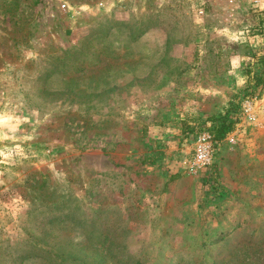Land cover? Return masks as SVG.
Instances as JSON below:
<instances>
[{
	"label": "rangeland",
	"instance_id": "1",
	"mask_svg": "<svg viewBox=\"0 0 264 264\" xmlns=\"http://www.w3.org/2000/svg\"><path fill=\"white\" fill-rule=\"evenodd\" d=\"M263 57L245 1L0 0V264H264V118L185 169Z\"/></svg>",
	"mask_w": 264,
	"mask_h": 264
},
{
	"label": "built area",
	"instance_id": "2",
	"mask_svg": "<svg viewBox=\"0 0 264 264\" xmlns=\"http://www.w3.org/2000/svg\"><path fill=\"white\" fill-rule=\"evenodd\" d=\"M240 1H245L252 10L264 14V0H229L232 4ZM60 7L66 9L64 4ZM238 113L244 121L254 125L258 123L261 118H264V94L252 93L242 97L239 101ZM237 132V128L233 127L225 139L228 142L233 141ZM217 142L218 140L214 139L208 130H197L193 134L189 156L185 160L186 171L192 174L204 172L213 160Z\"/></svg>",
	"mask_w": 264,
	"mask_h": 264
},
{
	"label": "trees",
	"instance_id": "3",
	"mask_svg": "<svg viewBox=\"0 0 264 264\" xmlns=\"http://www.w3.org/2000/svg\"><path fill=\"white\" fill-rule=\"evenodd\" d=\"M261 65L264 67V57L262 58ZM258 83H260L259 78H256L254 80V84L256 85ZM238 103L239 102L230 101L222 113L207 118L208 120L204 122V125L200 126L196 130L206 129L213 135L214 139L218 141L221 140L228 132L231 131L234 124L237 122L236 113L238 110Z\"/></svg>",
	"mask_w": 264,
	"mask_h": 264
},
{
	"label": "crops",
	"instance_id": "4",
	"mask_svg": "<svg viewBox=\"0 0 264 264\" xmlns=\"http://www.w3.org/2000/svg\"><path fill=\"white\" fill-rule=\"evenodd\" d=\"M68 9H67V7H66V9H64V11H67ZM251 73V72H250Z\"/></svg>",
	"mask_w": 264,
	"mask_h": 264
}]
</instances>
